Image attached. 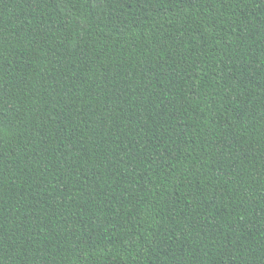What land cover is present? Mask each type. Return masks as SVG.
Wrapping results in <instances>:
<instances>
[{
  "label": "trees",
  "instance_id": "trees-1",
  "mask_svg": "<svg viewBox=\"0 0 264 264\" xmlns=\"http://www.w3.org/2000/svg\"><path fill=\"white\" fill-rule=\"evenodd\" d=\"M0 264H264V0H0Z\"/></svg>",
  "mask_w": 264,
  "mask_h": 264
}]
</instances>
